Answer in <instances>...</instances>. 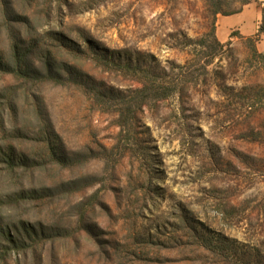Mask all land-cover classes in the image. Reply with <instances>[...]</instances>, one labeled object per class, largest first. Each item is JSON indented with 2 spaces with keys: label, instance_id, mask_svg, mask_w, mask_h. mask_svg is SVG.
Returning <instances> with one entry per match:
<instances>
[{
  "label": "rangeland",
  "instance_id": "374dc122",
  "mask_svg": "<svg viewBox=\"0 0 264 264\" xmlns=\"http://www.w3.org/2000/svg\"><path fill=\"white\" fill-rule=\"evenodd\" d=\"M245 1L0 0V58L18 45L62 77L0 72L15 105L3 114L11 101L0 98V147L16 139L38 163L26 186L44 193L12 211L36 236L1 264H251L254 251L263 260L264 63L246 39L223 49L184 40L205 35L217 7ZM148 75L167 87L140 93ZM16 128L34 140L10 137ZM47 130L71 166L39 141ZM9 181L1 172L0 193ZM202 235L223 251L204 248Z\"/></svg>",
  "mask_w": 264,
  "mask_h": 264
},
{
  "label": "trees",
  "instance_id": "16d2710c",
  "mask_svg": "<svg viewBox=\"0 0 264 264\" xmlns=\"http://www.w3.org/2000/svg\"><path fill=\"white\" fill-rule=\"evenodd\" d=\"M250 1L246 0L243 4V7L248 5ZM243 7L235 12L227 13L224 12L223 9L219 6L215 10L212 11L213 22L209 26V31L200 38L192 39L189 36H184V40L187 44H196L201 47H214L217 48H225L231 43L223 44L221 43L216 36V22L218 15H232L239 13ZM58 40H61L62 45L73 50L74 47H77L74 43L70 41H65V37L62 34H58ZM57 36V34H56ZM233 36H237L234 33ZM261 36H264V9H263V20L260 25V31L257 37L249 40L253 45L254 55L257 56L264 63V54L259 53L256 48V43L260 40ZM209 39H211L212 44H209ZM80 50V48L77 47ZM56 63L48 62L46 64L47 67V75L37 70L30 62H28V57L26 53H24L20 46L15 45L13 55L10 59H2L0 58V72L5 74H11L16 76L17 78H30L31 76H39V77H47L49 80H57V78L61 79L62 77L54 71L57 69L55 66ZM127 67L129 69H133L135 71H140L142 73H146V70L143 67H137L134 65L132 59L128 60ZM148 72V71H147ZM149 73V72H148ZM150 75V73H149ZM146 76L144 79V88L139 90L140 93H149L154 92L158 89H164L167 87L166 81H160V77L155 75V79L150 76ZM58 82V81H55ZM0 98L9 100L6 98V95L0 92ZM11 101L10 107L4 105L3 114L9 108L14 109V100ZM0 111L2 109L0 108ZM2 129L8 133V129L5 125V117L1 118ZM14 130V133L18 135H11L12 138L22 139L29 138L30 140H34L30 133L25 132L24 130L18 129ZM9 137V138H10ZM58 136L52 132L50 133L48 130L42 133L41 139L39 141L44 144L45 148L49 156L56 162L63 164L64 166H71L74 161L68 156H61L59 154V147L57 146ZM16 140V139H15ZM15 140L13 143L5 147H0V173H4L6 179L9 180V184L6 187V190L3 193H0V264L7 263L8 260L13 258L14 256L20 255L21 253L27 252L28 250V242L32 241L36 236V230L32 225L29 224L28 221H25L22 216L13 217L12 211H19L24 209L29 202H33L38 200L39 198L44 197L43 191H40L35 188H29L25 183V175L24 173L38 165L35 160H31L28 156L21 153L18 146L15 145ZM48 191V189H44ZM185 221L189 224L186 229L194 231V227H192L193 220L190 217H184ZM201 238L204 241V248L211 250L215 253H219L223 251L224 241H219L217 238L213 236L202 235ZM255 252V251H254ZM251 253L252 259L256 260L252 261L251 264H264V256L263 260L260 259L262 257L261 254L255 252ZM253 255V256H252ZM260 256V257H259ZM263 261V262H262Z\"/></svg>",
  "mask_w": 264,
  "mask_h": 264
},
{
  "label": "crops",
  "instance_id": "0c3cea01",
  "mask_svg": "<svg viewBox=\"0 0 264 264\" xmlns=\"http://www.w3.org/2000/svg\"><path fill=\"white\" fill-rule=\"evenodd\" d=\"M264 0H256L244 6L232 15H218L216 22V36L218 40L227 44L239 39H253L258 36L263 20ZM237 34V36H233ZM257 48L264 54V36L257 42Z\"/></svg>",
  "mask_w": 264,
  "mask_h": 264
}]
</instances>
